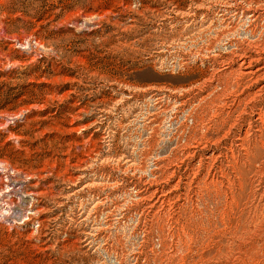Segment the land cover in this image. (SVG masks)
<instances>
[{"label": "rangeland", "instance_id": "rangeland-1", "mask_svg": "<svg viewBox=\"0 0 264 264\" xmlns=\"http://www.w3.org/2000/svg\"><path fill=\"white\" fill-rule=\"evenodd\" d=\"M263 26L264 0H0V264H264Z\"/></svg>", "mask_w": 264, "mask_h": 264}, {"label": "bare ground", "instance_id": "bare-ground-1", "mask_svg": "<svg viewBox=\"0 0 264 264\" xmlns=\"http://www.w3.org/2000/svg\"><path fill=\"white\" fill-rule=\"evenodd\" d=\"M262 6H263V5H262ZM257 14H258V13H257ZM252 15H253V14H252ZM254 15H255V14H254ZM259 16H260V15H257V17H253V19H257V18H259ZM222 24H223V23H222ZM263 27H264V26H263ZM261 28H262V27H261ZM258 29H259V28H258ZM263 31H264V29H263ZM229 60H230V59H229ZM242 60H245V57H244ZM260 72H262L261 75L264 77V71H262V70L252 72L251 74L258 75V74H260ZM258 76H259V75H258ZM212 78H213V77H212ZM258 89H260V88H258ZM262 91H263V90H260V92H262ZM243 92H244V91H243ZM243 92H242V93H243ZM260 92H259V93H260ZM259 93H258V94H259ZM256 95H257V94H256ZM252 98H253V97H252ZM256 99H257V98H256ZM202 103H203V102H202ZM204 110H205V109H204ZM189 117L192 118L193 115H190ZM191 121H192V120H191ZM192 122H193V121H192ZM192 126H193V125H192ZM6 186H7V185H6ZM5 191H7V190H5Z\"/></svg>", "mask_w": 264, "mask_h": 264}]
</instances>
